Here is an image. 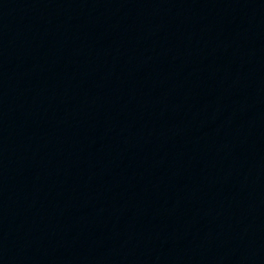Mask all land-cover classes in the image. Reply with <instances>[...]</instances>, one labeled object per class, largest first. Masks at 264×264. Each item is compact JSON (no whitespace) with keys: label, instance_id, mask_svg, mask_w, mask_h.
Returning a JSON list of instances; mask_svg holds the SVG:
<instances>
[{"label":"water","instance_id":"95a60500","mask_svg":"<svg viewBox=\"0 0 264 264\" xmlns=\"http://www.w3.org/2000/svg\"><path fill=\"white\" fill-rule=\"evenodd\" d=\"M0 264H264V0H0Z\"/></svg>","mask_w":264,"mask_h":264}]
</instances>
